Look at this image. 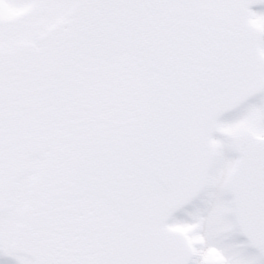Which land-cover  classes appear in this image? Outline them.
<instances>
[{
    "label": "snow or ice",
    "instance_id": "obj_1",
    "mask_svg": "<svg viewBox=\"0 0 264 264\" xmlns=\"http://www.w3.org/2000/svg\"><path fill=\"white\" fill-rule=\"evenodd\" d=\"M0 264H264V0H0Z\"/></svg>",
    "mask_w": 264,
    "mask_h": 264
}]
</instances>
